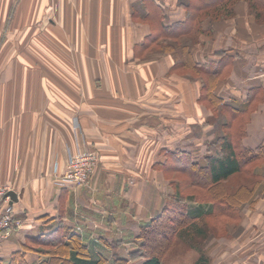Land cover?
Instances as JSON below:
<instances>
[{
	"label": "crops",
	"instance_id": "0c3cea01",
	"mask_svg": "<svg viewBox=\"0 0 264 264\" xmlns=\"http://www.w3.org/2000/svg\"><path fill=\"white\" fill-rule=\"evenodd\" d=\"M186 1L0 0V185L17 195L13 228L0 236L4 262L14 251L30 263L45 258L33 249L58 226L106 264L137 251L141 227L174 191L161 167L168 152L204 153L223 133L227 102L240 110L231 127L240 125L238 145L259 152L246 181L238 173L223 184L229 193L255 186L238 224L244 211L249 224H264V21L240 0L224 18L204 20L188 44L194 62H223L214 120L200 78L175 68L171 52H152L160 39L147 38L159 20H183ZM67 148L98 154L88 186L56 183Z\"/></svg>",
	"mask_w": 264,
	"mask_h": 264
},
{
	"label": "trees",
	"instance_id": "16d2710c",
	"mask_svg": "<svg viewBox=\"0 0 264 264\" xmlns=\"http://www.w3.org/2000/svg\"><path fill=\"white\" fill-rule=\"evenodd\" d=\"M238 1L240 0H188L184 2L187 14L183 20H176L171 24L159 20V31L149 33L147 37L153 41L160 39L157 45L152 46V52H171L175 59V68L200 78L199 98L207 101L212 107L211 116L214 120L220 115L214 111L217 102L214 80L223 62L220 63V60L219 65L212 60L194 62L188 44L197 41V34L204 31V20L213 22L224 18L232 13ZM244 1L256 19L264 21V0ZM157 11L161 13V8L158 7ZM181 37H186V41L185 38L181 40ZM224 104L231 107L232 111L228 114L221 113L223 133L208 141L204 153L197 149L177 147L168 152L161 167L165 174L170 172L174 191L165 195L160 212L141 227L138 250L131 252L128 257L114 256L113 264H129V260L133 259H142V264H165L164 257L177 241L184 242L193 234H202V226L197 223L202 221L203 216H213L218 227L239 223V206L253 196L255 189V186L249 187L245 183L248 179L245 175L247 172L253 173L255 164L252 159L257 156L259 150L250 152L238 145L240 125H236L235 130L231 127L232 118H235L240 110L228 102ZM238 173L242 174L245 181L239 183L233 193H229L223 181ZM167 227L169 232L164 234L163 229ZM58 231L61 234L56 233ZM33 250L48 255L36 263H30L25 253L14 251L8 262L0 258V264H106L101 252L93 250V246L83 243L77 233L69 229L64 230L62 226L47 233L41 245ZM193 264L212 262L206 253L198 251Z\"/></svg>",
	"mask_w": 264,
	"mask_h": 264
},
{
	"label": "rangeland",
	"instance_id": "374dc122",
	"mask_svg": "<svg viewBox=\"0 0 264 264\" xmlns=\"http://www.w3.org/2000/svg\"><path fill=\"white\" fill-rule=\"evenodd\" d=\"M248 214L243 212L244 222L223 227H218L213 216H203L197 223L202 226V234H193L184 242L177 241L163 262L193 264L198 251H203L212 264H264V224H249ZM168 232V227L163 229L164 234Z\"/></svg>",
	"mask_w": 264,
	"mask_h": 264
},
{
	"label": "built area",
	"instance_id": "2783aa9c",
	"mask_svg": "<svg viewBox=\"0 0 264 264\" xmlns=\"http://www.w3.org/2000/svg\"><path fill=\"white\" fill-rule=\"evenodd\" d=\"M74 128H78L75 121ZM99 162V156L92 149L71 150L67 148L65 168L56 177L58 185L66 183L74 185H89V176L94 172ZM10 188L0 185V236L7 237L14 225L13 202L7 194Z\"/></svg>",
	"mask_w": 264,
	"mask_h": 264
},
{
	"label": "water",
	"instance_id": "95a60500",
	"mask_svg": "<svg viewBox=\"0 0 264 264\" xmlns=\"http://www.w3.org/2000/svg\"><path fill=\"white\" fill-rule=\"evenodd\" d=\"M7 194L10 196L12 202H14V201L17 200V195H16V192L15 191L10 190V191H8Z\"/></svg>",
	"mask_w": 264,
	"mask_h": 264
}]
</instances>
